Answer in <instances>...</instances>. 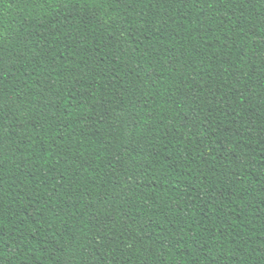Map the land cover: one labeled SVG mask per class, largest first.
Here are the masks:
<instances>
[{
  "label": "trees",
  "instance_id": "trees-1",
  "mask_svg": "<svg viewBox=\"0 0 264 264\" xmlns=\"http://www.w3.org/2000/svg\"><path fill=\"white\" fill-rule=\"evenodd\" d=\"M0 264H264V0H0Z\"/></svg>",
  "mask_w": 264,
  "mask_h": 264
}]
</instances>
